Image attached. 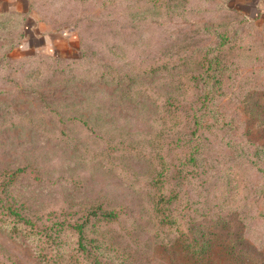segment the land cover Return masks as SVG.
Returning a JSON list of instances; mask_svg holds the SVG:
<instances>
[{
  "label": "rangeland",
  "instance_id": "obj_1",
  "mask_svg": "<svg viewBox=\"0 0 264 264\" xmlns=\"http://www.w3.org/2000/svg\"><path fill=\"white\" fill-rule=\"evenodd\" d=\"M241 1L166 0L165 14L159 8L150 21L158 7L151 11L147 0H33L20 45L11 59L0 56V179L23 169L5 192L35 216L96 205L120 211L116 221L90 225L89 238L128 251L134 264H191L153 214L149 182L165 168L166 193L178 191V206L193 219L224 216L222 209L234 218L225 237H236L243 252L217 241L210 264H264V149L253 148L264 145L260 80L252 84L235 61L206 126L188 120L190 112L173 125L163 111L166 98L179 107L199 97L201 70L185 62L236 30L235 21L245 18L243 29L264 38V24L244 15ZM11 25L14 34L17 20ZM65 27L70 41L60 51L43 34ZM194 128L202 131L196 160L180 163L188 148L180 154L168 144ZM10 230L0 221V264H51L37 258L31 237Z\"/></svg>",
  "mask_w": 264,
  "mask_h": 264
},
{
  "label": "trees",
  "instance_id": "obj_2",
  "mask_svg": "<svg viewBox=\"0 0 264 264\" xmlns=\"http://www.w3.org/2000/svg\"><path fill=\"white\" fill-rule=\"evenodd\" d=\"M147 2L151 11L158 7L155 12H150L148 9L151 13L150 21H154L153 16L161 17L160 9L163 15L165 14L166 0H147ZM33 6V0H29V8L31 9ZM42 6L46 7L47 3H42ZM123 7L125 9L131 8L127 5H123ZM49 8H52V5H49ZM123 14H129V12ZM244 19L235 21L238 24L236 30H227L221 33L214 46L202 49L199 52L200 57L195 59L192 57L185 62V64H193L201 70L196 83V87L200 88V93L199 97L191 101L189 106L180 104L178 107L169 98L165 99L163 111L170 117V120L175 118L173 125H176L177 120L187 112L192 114L188 120L192 118L193 124L203 121H205L203 125L208 124L209 116L218 112L213 105V99L221 93L224 87L228 86L227 80L233 78L234 73H231L230 67L235 61L244 62L240 71L244 68L248 69L251 75L250 80H253L252 84H254V79H259L264 91L263 34L247 30L246 27L244 30L242 26L247 23ZM246 19L248 18L246 17ZM16 20L18 22L17 32L12 34L7 28H11V23H15ZM26 21L27 14L24 12L5 11L0 13V56L4 62L5 56L10 58L8 54L20 45L25 36ZM154 24L160 25L158 22ZM65 28L70 29L71 27ZM13 38L16 41L12 44H6V40ZM162 61L163 59L152 63L150 68L143 69V72L154 71ZM237 70V68L234 69V72ZM211 92H216V94L211 95ZM257 100L259 103L264 102V97ZM259 103L255 108L260 107L264 111V107ZM188 120L189 127L190 121ZM201 132V129L199 132L198 129L194 128L188 131L185 137H176L168 144L171 145L170 150L180 148V154L184 148H188L184 153V161H180V163L192 162L194 164L198 148L197 142L202 136ZM193 142L195 144H192ZM257 147L264 149L262 143L260 145L253 144V148L257 149ZM191 148L194 149L192 152L190 151ZM160 163L158 161L155 169L160 166ZM22 171L23 169H15L8 173L5 172L3 178L0 179V221L10 226L13 235L20 234L31 237L35 242L37 258L40 261L51 264H134L133 256L131 257L128 251L119 250L109 242L92 241L88 236L90 225L116 221L121 215L120 211H109L100 205H96L94 207L89 206L84 214L66 213L62 210L57 212L54 209L43 215L35 216L27 209L23 201H15L11 195L5 192ZM165 171V168H161L156 173L152 183L149 182L153 189L152 210L158 224L170 227L174 231V239L179 248L180 256L188 259L191 264H210L211 248L217 241L225 242L229 248L234 247L236 252L242 253V247L239 244L234 246L233 241H238L236 237L230 235L225 237V234L231 232L230 226L234 223V218H231L222 209V212L226 213L224 216L206 214L203 215L207 218L205 221L193 219L188 212L178 206V191L166 193ZM174 175L177 180L181 178L178 169H174ZM225 202L222 206H225ZM234 214L235 220L240 221L241 224L243 218L240 219L237 212ZM185 218L187 219L185 220ZM239 240L243 241V236L239 235Z\"/></svg>",
  "mask_w": 264,
  "mask_h": 264
},
{
  "label": "crops",
  "instance_id": "obj_3",
  "mask_svg": "<svg viewBox=\"0 0 264 264\" xmlns=\"http://www.w3.org/2000/svg\"><path fill=\"white\" fill-rule=\"evenodd\" d=\"M249 1L250 0L241 1V3L245 5L246 7V8L241 9L242 13L246 16L254 18L257 22L259 23L261 22L264 24V0H251L252 3L250 4H249ZM245 2H248V3H245ZM5 11H19V12L29 13V0H0V13L5 12ZM31 17H33V20L36 24H38L39 26L42 25L41 21L37 20L34 16H31ZM28 20L26 21V24L28 23ZM26 27L27 26H25V28ZM44 32L45 34L43 35L48 36L47 38L51 39L50 42L52 46L57 47L58 50L60 51L63 50L64 48L63 45L66 46L67 44H69L70 30L68 28H61L59 30H51L48 32L44 30Z\"/></svg>",
  "mask_w": 264,
  "mask_h": 264
}]
</instances>
